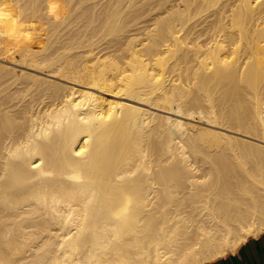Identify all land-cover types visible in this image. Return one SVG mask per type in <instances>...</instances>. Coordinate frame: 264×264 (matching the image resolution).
<instances>
[{"label":"bare ground","instance_id":"1","mask_svg":"<svg viewBox=\"0 0 264 264\" xmlns=\"http://www.w3.org/2000/svg\"><path fill=\"white\" fill-rule=\"evenodd\" d=\"M262 231L264 0H0V264H207Z\"/></svg>","mask_w":264,"mask_h":264},{"label":"crops","instance_id":"2","mask_svg":"<svg viewBox=\"0 0 264 264\" xmlns=\"http://www.w3.org/2000/svg\"><path fill=\"white\" fill-rule=\"evenodd\" d=\"M207 264H264V231L248 238L234 253Z\"/></svg>","mask_w":264,"mask_h":264},{"label":"rangeland","instance_id":"3","mask_svg":"<svg viewBox=\"0 0 264 264\" xmlns=\"http://www.w3.org/2000/svg\"><path fill=\"white\" fill-rule=\"evenodd\" d=\"M16 58H18V57H16ZM11 59V56L9 55V54H7V55H5V61L6 62H11V61H9ZM11 64V63H10ZM16 65V66H15ZM12 66H14L17 70H21L22 69V67H20L17 63L15 64H13V62H12ZM154 109V111L156 110V112H159V113H165L166 115H172V117L173 118H178V117H180V115L179 114H177V113H174V112H172V114H170L171 112H168V111H166V110H163V109H158V108H152L151 110H153ZM166 111V112H165ZM174 113V114H173ZM164 115V114H163ZM196 116V117H195ZM182 118V117H181ZM186 118V119H185ZM185 118H183V119H185V120H188V122H191L193 125H195V127H197V128H200V129H207V130H211V131H218V132H224V130H222V129H218V128H216V127H214V126H212L210 123H208L207 122V120L204 118V120H206V121H203V118H199L198 117V114L197 115H192L191 117H185ZM192 118V119H191ZM199 119V120H198ZM201 121V122H200ZM203 121V122H202ZM207 124V125H205V124ZM208 124H210V125H208ZM226 132V131H225ZM233 135H235V134H233ZM236 137H238V138H242V139H244V138H246L247 140H251V139H249V138H247V137H242V136H240L239 137V135H236ZM245 139V140H246Z\"/></svg>","mask_w":264,"mask_h":264}]
</instances>
